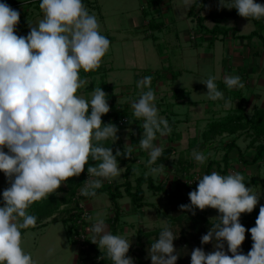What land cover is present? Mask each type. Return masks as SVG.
Wrapping results in <instances>:
<instances>
[{
  "label": "clouds",
  "instance_id": "clouds-1",
  "mask_svg": "<svg viewBox=\"0 0 264 264\" xmlns=\"http://www.w3.org/2000/svg\"><path fill=\"white\" fill-rule=\"evenodd\" d=\"M192 3L183 0L186 9H191ZM39 8L43 18L36 25L28 22L30 31L20 36L16 34L19 11L0 2V172L9 184L0 206V264H37L21 247V230L36 227L37 217L26 211L31 204L50 194L62 195L57 190L69 178L80 176L89 160L96 163L87 167L80 195L96 198L105 180L111 182L121 175L118 158H131L127 144L115 154L112 147L103 144L110 139L114 144L118 139L117 126L102 121L110 111L107 93L96 87L90 99L77 95L87 84L81 70L98 69L110 47L97 17L82 0H40ZM221 8H234L247 19L264 18V4L256 0H219L218 10ZM151 80L145 76L138 81L141 94L131 100L133 116L143 120L139 147L149 154L145 178L162 176L165 166L153 165L164 149L154 142L157 134L166 137L172 131L167 119L159 116ZM215 81V76H209L199 82L206 85L208 99L223 100L224 93ZM223 83L229 90L244 87L238 75H225ZM209 155L193 151L192 158L204 165ZM197 181L196 189L188 193L190 203L181 204V211L195 215L196 209L212 208L219 215L201 237L202 245L213 243V251L194 248L190 264H264V205L254 227L246 229L240 223L241 214H250L257 206L260 194L246 186L239 171L226 175L213 171ZM88 232L90 241L106 251L112 264H134L127 255L131 241L109 231L104 218L98 215ZM246 232H250L253 244L245 255L241 245ZM177 238L165 222L147 249L151 264H177Z\"/></svg>",
  "mask_w": 264,
  "mask_h": 264
},
{
  "label": "crops",
  "instance_id": "crops-1",
  "mask_svg": "<svg viewBox=\"0 0 264 264\" xmlns=\"http://www.w3.org/2000/svg\"><path fill=\"white\" fill-rule=\"evenodd\" d=\"M26 1L32 2V0H14L12 2H16L15 4H18L19 2L25 3ZM35 1L38 2L32 10L25 7L26 4L22 5L23 8L20 14L22 16L21 23L23 22V25L18 33L20 36H26L30 31L27 26V19L31 12H33L31 18H35L34 21H30L31 18H29V22L31 24L36 25L39 20L43 18L42 10H37L39 8L40 0ZM152 1L156 3V6L154 5L153 7L154 12L151 14V17L146 12L143 16V22L134 26V31L137 33L136 36L125 37L122 35L121 39L118 40L120 42L109 39L111 42L110 44L113 43L112 45H114L112 49L113 52L111 51L106 53V55L102 58L99 68L90 72H84L81 70L80 75L82 78L87 79V84L78 90L77 95H82L86 99H90L92 91L96 87H101L102 90L107 93L108 103L110 106L113 105V108H127V111L133 115L131 100H135L134 98L137 96L136 91L139 90L134 76L138 74V66L140 64H137L136 62L132 63L131 61L127 63L125 60L124 62H120V58L124 57L125 54L126 56H129L132 51L133 53L131 54L136 57V59H138L137 52H139V54H143L139 56L140 59L147 60L148 65L150 66L145 67H149L148 69L153 71L149 76L156 77V80L152 85V90L155 94H162L160 97L162 100L160 101L161 103H159L160 106H157L160 109L159 116L166 118L168 122L169 120L176 122L174 131L172 130L166 137H159V134H157L158 140L162 139L167 141L165 147L163 145L164 149L169 146L175 148L174 154L179 150L176 146L177 143H179L178 141L185 140L186 136L192 133V129L189 128L191 124H195L197 128L194 130V136L189 135L186 139L189 141L197 139L199 132L202 130L201 128L206 125L208 126L210 120L222 119L227 116L229 112H235L239 108L244 109L245 115L251 118L256 109H264V20H260L255 23L252 19H248L253 21L254 27L248 28L250 30H248V33L246 32V34L242 33L241 28L238 25L239 20L243 17H225L220 25L222 27L235 28L237 30V36H232V34H229L228 36H214L208 31L215 26V22L211 18H208L204 22L207 30L199 26L198 22V29L194 30L187 22V19H190L191 21L196 19L195 16H190L189 13L191 9L189 10L187 18L184 19L183 22H178V20L174 17L172 5L175 0ZM257 1L260 0H256V2ZM196 2L197 6L194 9V13L200 17L208 16L210 13L230 12L234 9L229 10L228 8H221L218 10L219 0H197L195 2L193 0L192 5ZM142 3L147 4L148 2H144V0H142ZM145 4H142V6ZM231 18L233 21L230 25L226 26L225 20L227 21V19ZM173 31H175V33H173ZM253 31H257V34L253 38H239V36L249 35ZM180 32H182L185 36L184 42H182L183 39H180L179 37ZM192 33H194V38H192ZM172 35L175 38L174 41H172ZM124 39H127L126 41L130 40L131 42L126 44V42L123 41ZM139 39L143 40V43L140 42ZM131 71L134 72V76L132 78L129 75L131 74L129 73ZM225 75H238L244 83V87L231 90L227 89L223 83V77ZM209 76L216 77L215 82L218 90L224 93L225 99L213 101L210 99L208 100V97L205 96V94H198L203 90L202 87H205L206 89V85L200 83L199 81L206 80ZM100 77H103V81ZM192 95L194 96L193 99L190 98ZM121 98L124 99V101H122ZM225 101H229L230 104H226ZM206 102H212V104L207 105ZM222 104H224V107ZM202 110L204 116L201 118L196 117L197 113ZM139 120L140 122L137 124L133 123L127 127L126 125L120 126L118 124V139L114 144L118 145L123 140L129 142L131 138L137 137L139 134L142 136L143 129L140 126L142 125L143 120ZM207 126L205 128H207ZM178 135L181 136L180 140L173 143L170 142L169 139L176 138ZM236 137H238V139L236 138V145L239 147L241 152L244 153L246 159L249 160L250 155L248 156V153L251 154V156L255 154V149L249 147L251 138L245 134L241 135L240 133L237 134ZM242 137L245 138L244 143L248 144L246 146V153L245 150L242 151L239 143L237 142ZM158 140L154 143L159 144ZM195 144H199V142H196ZM131 146H127V148L132 149ZM123 149L124 147L122 150ZM5 151H7V149H5ZM234 151L238 153L237 149H234L231 151L230 157ZM137 154L140 155L136 150L133 162L137 160L136 163L140 164L142 161L140 162V160L136 159ZM133 162L128 163L127 161V166H132ZM123 164L124 163L119 162L121 171L124 172V181L121 180L120 182H115L112 180L111 182H108L105 180L103 183H110L113 186L124 183L126 181V170L124 171ZM259 164L250 165L249 167L259 166ZM142 173H144V171ZM129 180L133 182L131 175L129 176ZM160 182L166 184L165 181H162V179ZM7 187H9L7 178L3 172H0V206H3L2 193ZM57 191L62 193V195L57 196L55 194H50L48 198L40 200V203H45L53 196L58 198L64 197L67 191V182L62 184ZM104 194L106 197H104L103 202L100 198ZM123 199L124 197L118 200L122 209V217L123 208L126 207V205L122 206ZM35 203L36 202L31 204L26 211L28 214L35 215L37 217L36 225L39 228H42L43 226L47 228L51 222L54 224L62 222L64 224V219H62L60 215L66 208L70 207V205L63 203L56 213L39 219L36 214V208L34 207ZM85 203L90 211V224L92 225L95 223V218L97 219L99 215L105 219L108 230L111 231L109 221L113 219L112 215L114 216V205L108 194L103 193L92 200L86 199ZM92 217L94 219H92ZM33 259L35 260V258ZM35 261L37 262V260Z\"/></svg>",
  "mask_w": 264,
  "mask_h": 264
},
{
  "label": "rangeland",
  "instance_id": "rangeland-1",
  "mask_svg": "<svg viewBox=\"0 0 264 264\" xmlns=\"http://www.w3.org/2000/svg\"><path fill=\"white\" fill-rule=\"evenodd\" d=\"M5 1L12 2L14 0H5ZM34 1L35 0H32V2L26 1L25 3L19 2L18 4H15L16 6L13 9L18 10L19 13H21V10L23 8L22 5L26 4L25 7L32 10L35 8V4H37L38 2L35 1L36 2L35 3ZM175 1H173L172 3L174 17L178 20V22H183L184 19L187 18L190 9H186L183 6V0H175ZM195 1L197 0H194V2ZM82 2L88 9L89 13L95 14V16L97 17L100 24L101 34L106 36L108 39H113L116 41L121 39L122 35H124L125 37L136 36L137 33H135L134 31V26L141 24V22H143V18H144L143 16L146 12L151 17V14L154 12L153 7L156 4L152 0H147V1L144 0V2H148L147 4L142 3V0H82ZM142 4L145 5L142 6ZM37 10L41 11L40 8H38ZM32 14L33 12L30 13L27 22H29V18L32 17ZM20 17L22 20L21 14ZM34 19L35 18L33 19L31 18L30 21L32 20L34 21ZM232 21H233L232 18L227 19V21L225 20L226 22L225 25L226 26L230 25ZM187 22L189 23V26L192 29L194 30L198 29V24L196 19L192 21L190 19L189 20L187 19ZM238 25L240 26L242 33H246V32L248 33V30H250L248 28L254 27L253 21L248 20L246 18H241L238 22ZM173 33H175V31H173ZM179 37L180 39H183L182 42H184L185 36L182 34V32L179 33ZM172 39H173L172 41L175 40L173 35H172ZM126 40L125 39L123 40L126 42V44H128V42H131L130 40L129 41ZM139 40L140 42L143 41L141 39ZM112 44H110L108 52L111 51L113 52L112 49L114 45ZM131 53H133V51ZM131 53L129 56H126L125 54L124 57L120 58V62H124L125 60L127 61V63L131 61L132 63L136 62L137 64H140L138 66L139 72L136 76H134V72L132 71L129 72L131 73L129 74L131 78L134 76L138 83V81H140L143 77L149 76L150 73L152 74L153 71L151 69H148L149 67H145V66H150L148 65L147 60L140 59L139 56L143 54H139V52H137L138 59H136V57L132 56ZM100 78L103 81V77ZM138 89L139 90L136 91L137 96L134 99H139L142 89L140 88ZM202 89L203 90L201 91V93L198 94L200 95L205 94V96H207L206 95L207 88L205 89V87H202ZM143 91H146V88L143 89ZM161 95H162L161 93L155 94L156 99L154 103L156 107L160 106L159 103H161L160 101H162L160 99ZM193 97H194L193 95L192 97L190 96L191 99H193ZM122 101H124V99H122ZM206 104L211 105L212 102H206ZM112 106H111V110H113L114 108L117 109V107H114L112 109ZM222 106L224 107V104H222ZM239 109L244 110L242 108ZM158 110L160 109L158 108ZM131 116L133 117L134 124L140 122L139 119H136L133 115ZM202 116H204L203 110L197 113L196 115V117L198 118H201ZM212 121L213 120H210L209 123ZM194 125L195 124H191L189 126V128L192 129V133L189 134L191 136H194V130L195 128H197L196 125L195 126ZM205 127L201 128L202 130L199 132L197 139L191 141L186 140L189 136L188 135L186 136L185 140L178 141L179 143H177L176 146L178 147L179 150L175 154H173L169 160L163 163V165L165 166L164 172L162 176L154 178L155 181L160 182L162 179V181H165L167 188L171 190L174 188L175 183L181 181L183 176L190 175V173H194V172L205 173V169L207 168L209 162L216 161L221 164L223 163L222 158L226 152V147H225L226 144L230 143L233 139L236 138L238 139V137H236L237 135L230 136L227 134L218 136L212 143V146H210L208 153L205 154L204 148L199 150L197 149V146H194L196 142H199L200 144L203 141V138L201 137L206 129ZM140 138L141 135L139 134L137 137L131 138L129 142L123 140L118 145L114 144L116 147L118 146L119 149L121 150L125 146V144H127L126 147L131 146V142H132V146H131L132 149L130 148L132 153H131V158L127 159L128 163L133 162L135 151L137 150V152H139L140 155L137 154L136 159L142 162L138 164L136 163L137 161L136 160L135 162L132 163L131 166L132 173L130 175L133 182L135 178L139 177L142 174L143 171L144 172L148 171L147 161L149 159V154L147 151L139 147ZM244 141L245 138L242 137L237 142L239 143L242 151L245 150L246 153V146L248 144H245ZM158 143L162 147L163 145L165 147L167 141L159 139ZM193 151H199V152H203L205 155L208 154L211 155L208 156V160L204 165H200L192 158ZM248 156L251 158L253 155L251 156V154L248 153ZM238 157L239 156L236 151H234L231 154L230 157L231 167L232 169L239 171L245 177V182L247 187H252L255 193L260 194L259 203L256 206L257 208H260L261 205H264V160L261 162L259 166L249 167L243 165L239 161ZM180 161H183L186 165H184V163L183 165H180L179 163ZM155 166H157V164L153 165V167ZM126 167H127V162L123 164L124 171L126 170ZM133 168L136 169L137 171L134 172ZM213 171L218 172L216 166H213L212 172ZM123 179H124V172L121 171V175L117 178H114L113 181L120 182ZM144 188L147 191L146 193L147 205L142 210L139 211L133 210V208L130 205V198H128V196H125L124 199L122 200L123 203L122 206L126 205V207L123 208L124 209L123 217L121 218V222L119 225V232H120L119 235L125 236L131 241V247L127 255L134 259V264H151L150 258H147L148 257L147 249L158 238V235L162 230V227L164 226L165 222L171 225L172 230L176 233V235H178V238L174 241V246L177 252L180 253L179 259L177 260V264H190V253L194 248L202 247L206 253L213 251V243H208L204 245L201 244L202 235L206 234L211 226H208L202 222L199 223L196 222L198 221V219L195 215H192L191 212L181 211L179 207L180 204L170 202L168 197H166L163 193L155 194L149 191L146 186ZM104 197H106L105 194L102 195L100 198L101 201L103 202H104ZM187 203H190V201ZM38 204H40V201H36L34 207L35 208L38 207L37 206ZM196 210L201 215L207 217V219L209 220L213 218L212 220H210L211 222H215L214 217L219 215L218 211L212 208H207L205 209V211L204 210L201 211L199 209ZM113 217L114 216L112 215V218ZM92 219L94 218L92 217ZM240 223L246 229H250V225L248 224L247 220H241ZM64 225L65 223L63 224L62 222H58L57 224L51 222L49 223V226L47 228L45 226L39 228L36 225V227L34 228L30 227L27 229H23L21 247L26 252L30 253L32 257L35 258V260H37L38 264H77V260H78V264H80V255L78 254L77 247L71 242V240L69 241L70 237L67 234V226L65 225L64 227ZM252 244L253 241L252 239H250L249 233L245 234V241L241 245L242 252L246 251L248 253L251 250ZM50 249L53 250L51 255H49ZM101 251L104 252L105 250H101ZM225 251H227L226 244H225ZM228 254L231 255V253Z\"/></svg>",
  "mask_w": 264,
  "mask_h": 264
},
{
  "label": "trees",
  "instance_id": "trees-1",
  "mask_svg": "<svg viewBox=\"0 0 264 264\" xmlns=\"http://www.w3.org/2000/svg\"><path fill=\"white\" fill-rule=\"evenodd\" d=\"M16 3V2H15ZM257 3L264 4V0L257 1ZM197 6V2L194 3L190 10V16H195L199 26H201L203 29L207 30L206 26L204 25V22L211 18L215 22V26L208 30L212 35L218 36H228L229 34H232V36H237V30L235 28H227L222 27L220 24L222 20L225 17L230 16H239L237 14L236 9H233L230 12H222V13H210L208 16L200 17L197 14L194 13V9ZM251 19V18H249ZM21 20V19H20ZM255 23L259 22L260 20H264V18L261 19H252ZM23 25V22H22ZM21 29V28H20ZM257 34V31H253L249 35H243L239 36V38L243 39H250L253 38ZM194 36V33H192ZM194 38V37H192ZM151 88L156 80V77L151 76ZM147 90V89H146ZM113 109V107H112ZM123 118H127L128 122L125 124L126 127L133 124V117L131 114L127 111V108L118 107L117 109H113L112 113H107L102 116V121L104 123L112 122L116 126L119 124V121ZM169 126L174 131L176 127L175 121L169 120ZM142 128V127H141ZM241 133L245 134L246 136L251 138V141L249 143V147L255 149V154L249 159H246V156L244 153L241 152L239 147L236 145V139L231 141L230 143L226 144V152L222 158L223 163H219L216 161L209 162L207 168L205 169L206 174H210L213 170V166H216L218 173L221 175H226L232 170L231 167V159H230V153L234 149H237L239 153V161L245 165H258L264 160V109H256L253 116L251 118L247 117L244 113V110L238 109L235 112L229 113L227 116H225L222 120L215 119L212 122L208 123L207 128L203 132L202 138L203 141L200 144H195L194 146H197V149H205L204 153L207 154L209 151L210 146H212V143L214 140L221 135L227 134L230 136H234ZM181 139V136L178 135L176 138L169 139L170 142H175ZM105 147H112L113 153L115 154V150L117 147L113 144L111 140H107L103 142ZM121 151H123L121 149ZM175 152V148L172 146H169L164 149L163 156L158 159L156 164H162L169 160L172 155ZM119 162L126 163L127 159H124L122 157L118 158ZM182 160V159H181ZM96 162L89 160V165H94ZM180 165H183V161L179 162ZM89 165L85 166V171L80 174L78 177H71L67 180V191L66 195L62 198L58 197H50L45 203H40L36 207V214L39 219H42L44 217L51 216L52 214L56 213L61 204L65 203L67 205H70V207L66 208L64 212H68L72 210L73 206V197L76 193V191L83 185V182L86 180V173H87V167ZM184 165H186L184 163ZM260 165V164H259ZM132 172L131 165L127 166L126 169V181L119 185H111L110 183H103L102 187L100 189H97V197L100 196L103 193L108 194L109 198L113 202L114 205V217L112 220L109 221L110 223V230L114 235H119V225L122 218V209L121 205L119 204L118 200L122 199L125 196H128L130 198V204L133 210L139 211L142 210L146 205V189L145 186L149 191L155 194L163 193L166 197H168L169 201L172 203H178V204H189L185 202V193L187 191H193L196 189V187L191 188L185 182L183 181L184 177H182L181 181H178L175 183L174 188L169 190L166 186V184H163L161 182L155 181V179L152 176H148L145 178L144 173H142L139 177L135 178L134 182L129 180V176ZM186 172V171H185ZM96 197V198H97ZM87 200H92L95 198H89L84 197ZM205 211V210H204ZM198 221L196 222H202L208 226H211V222L207 217L204 215H201L197 210H195ZM63 213V212H62ZM259 214V208L255 207L254 210L248 214L243 213L241 214L240 221L241 220H247L248 224L250 225V228L255 226V221ZM64 223L67 225V232L70 237L72 231L70 227H68V220H64ZM249 233L250 239L251 234L250 232H246V234ZM71 240V239H70ZM72 242V241H71ZM98 245L92 244V250L94 252L98 251ZM243 254H247V252H243ZM93 264H112V261L107 257L106 251H102V260L99 262H95Z\"/></svg>",
  "mask_w": 264,
  "mask_h": 264
},
{
  "label": "built area",
  "instance_id": "built-area-1",
  "mask_svg": "<svg viewBox=\"0 0 264 264\" xmlns=\"http://www.w3.org/2000/svg\"><path fill=\"white\" fill-rule=\"evenodd\" d=\"M0 2L7 3L9 6L14 8L16 5L14 2H7L5 0H0ZM20 28H22L21 20H19V24L16 27V34L18 35ZM192 37H194L192 35ZM110 106V105H109ZM90 111V110H89ZM109 113H112L111 106ZM128 122L127 118H123L119 121L120 126H124ZM236 171L235 169L230 170V172ZM206 173L194 172L190 173V175L183 176V181L189 187L194 188L197 187L198 181L197 179L202 177ZM87 179V173H86ZM182 180V179H181ZM83 187V185L81 186ZM76 191L73 197V208L68 212H63L60 217L64 220H68V227H70L72 233L70 235V239L74 245H76L78 249V254L80 255V264H93L95 262H99L102 260V251L98 249L97 252L92 250V242L91 234L88 232V228L91 226L90 224V211L86 206L84 196L80 195V189ZM185 193V201L189 202L188 193Z\"/></svg>",
  "mask_w": 264,
  "mask_h": 264
}]
</instances>
